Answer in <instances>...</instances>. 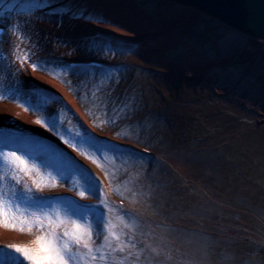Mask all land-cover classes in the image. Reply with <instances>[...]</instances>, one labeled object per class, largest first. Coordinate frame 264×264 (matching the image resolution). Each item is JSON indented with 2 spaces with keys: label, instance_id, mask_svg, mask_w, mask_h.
I'll return each mask as SVG.
<instances>
[{
  "label": "rangeland",
  "instance_id": "rangeland-1",
  "mask_svg": "<svg viewBox=\"0 0 264 264\" xmlns=\"http://www.w3.org/2000/svg\"><path fill=\"white\" fill-rule=\"evenodd\" d=\"M146 4L165 27L180 15L171 35L163 36L176 59L158 54L142 59V45L114 29L116 42L94 38L79 51L69 50L111 69L47 68L66 78L69 94L106 141L87 135L62 112L49 127L80 154L83 167L58 147L49 148L54 164L9 150L31 173L19 177L33 176L40 187L56 191L39 206L21 199L36 197L29 187L21 196H5L2 205L11 201L14 231L31 238L0 237V264H31L17 249L43 255L35 241L49 230L73 234L65 240L82 257L80 264H264V40L170 0ZM59 27L107 33L103 26H71L65 19ZM185 78L203 80L204 86L191 88ZM112 142L124 147L132 142L155 155L118 153ZM69 205L87 213L86 219L70 215ZM44 214L54 223L38 227L36 218ZM101 234L111 243L102 252L96 251ZM74 236L82 237L80 245L72 243Z\"/></svg>",
  "mask_w": 264,
  "mask_h": 264
},
{
  "label": "bare ground",
  "instance_id": "bare-ground-1",
  "mask_svg": "<svg viewBox=\"0 0 264 264\" xmlns=\"http://www.w3.org/2000/svg\"><path fill=\"white\" fill-rule=\"evenodd\" d=\"M104 1L107 4L106 11L99 0H97L98 6L96 4L97 10L93 11V0H74L72 8L76 9L75 7L78 6L81 12L69 10L73 15L67 12L68 15L63 7L54 2L0 0V26L7 28L6 35L0 38V141L2 143L13 144L16 148L25 149L29 153L39 152L41 158H47V153L42 148L47 145L45 142H53L56 136L49 127V122L62 112L72 117V120L79 123L83 130L88 131L90 122L83 114L75 96L69 94L66 78L58 77L47 68L69 67L72 60L81 59L79 64L84 62L83 55L71 54L69 50L77 48L79 51L82 45L90 44L95 38V32H64L59 27L61 20L65 19L71 26L74 24L90 28L103 26L109 34L114 29L122 33L126 31L129 38L146 43L145 49L140 51L142 59L146 56L152 58L158 54V51H165L163 46L165 42L156 39L154 35L161 30L141 16L132 3L126 0ZM60 4L64 6L63 2ZM82 5L85 8H82ZM122 7L123 22L127 26L125 28L112 24V19L119 18L118 14H121ZM174 17V22L170 24L172 27L178 26V19H181L179 14H174ZM164 29L162 31H165ZM107 33H101L100 37L103 40L109 38L107 41L113 43V37L105 35ZM2 52L7 53L6 61L1 58ZM52 98L56 102H51ZM67 104H71L75 110L70 112ZM0 154H3L1 149ZM15 174L29 173L17 168V164L9 159L8 162L0 165V192L5 196L8 194L21 196L28 187L38 198H44L46 193L53 191L50 188H37L33 176L19 177ZM13 176H16L20 182L17 183ZM14 236L23 237L0 224V237L10 239ZM205 262L215 264L212 261Z\"/></svg>",
  "mask_w": 264,
  "mask_h": 264
},
{
  "label": "snow or ice",
  "instance_id": "snow-or-ice-1",
  "mask_svg": "<svg viewBox=\"0 0 264 264\" xmlns=\"http://www.w3.org/2000/svg\"><path fill=\"white\" fill-rule=\"evenodd\" d=\"M16 161H19V164L17 165V168H19L22 171H25L27 173V166L24 164L23 161L20 160L19 157L15 158ZM8 162V155L0 154V165L3 163ZM13 179L17 180V183H19V179L16 176H13ZM37 188H40V185H36ZM28 192H31V189L27 190ZM83 195V193H81ZM21 199L29 204V205H37L39 206L42 203L43 198H37L27 195H22ZM5 200V195L3 192H0V202ZM11 204V201L8 202V205ZM8 205H0V224H3L5 227H10L12 230H16V223L14 222L15 218L14 216L9 215V206ZM18 207V205L16 206ZM84 207V206H81ZM67 212L70 215L78 216L81 219H86L87 213L81 212L80 208H74L71 205L68 206ZM35 215V214H33ZM57 219L59 220V214H57ZM44 221H48L49 224L54 223L52 219L47 215L44 214V218L40 219L39 217L36 218L37 226L38 227H44ZM64 223V221L59 220V224ZM71 224L74 225L75 228L79 229L80 225L75 224V221H70ZM59 224L57 226H59ZM91 225L88 226L87 235L88 238L91 239V231H90ZM21 232L24 231V228L21 227L19 229ZM31 231V226H29V232ZM73 234L64 231L62 235H58L55 233L54 230H49L45 234L37 236L36 237V243L39 244L40 252L43 253V255L36 254L31 255L27 250L24 249H17L18 252H23L24 259H27L31 262V264H69V261H72V264H80V259L77 258V256L72 252L69 243L65 240V237L72 236ZM115 239H119V237H116L115 234H111ZM101 244L97 246L96 251L103 250L104 247H111V243L107 241L103 235H100ZM82 241V237L80 236H74L72 239V243L76 245H80ZM83 246L88 249L89 255L92 254L93 249L89 245L88 240H83ZM120 251H123V247L119 249ZM101 260L106 261L107 257L105 255H101L99 257ZM92 259H96V257L93 255ZM14 264H23V260H16L14 261Z\"/></svg>",
  "mask_w": 264,
  "mask_h": 264
},
{
  "label": "water",
  "instance_id": "water-1",
  "mask_svg": "<svg viewBox=\"0 0 264 264\" xmlns=\"http://www.w3.org/2000/svg\"><path fill=\"white\" fill-rule=\"evenodd\" d=\"M104 11L107 4L104 0H99ZM145 1V2H144ZM149 0H130L132 6L136 8L141 2V7L137 12L145 17L149 22L157 26V21L153 15V10L145 7ZM182 6L193 8L203 14L213 17L224 24L243 32L249 36L264 40V0H170ZM97 4V0H93ZM122 17V13L118 15ZM144 19V20H145Z\"/></svg>",
  "mask_w": 264,
  "mask_h": 264
}]
</instances>
